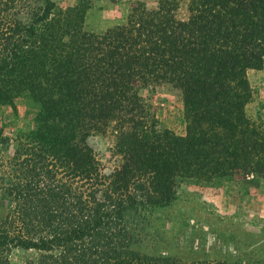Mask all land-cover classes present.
<instances>
[{"label":"trees","instance_id":"1","mask_svg":"<svg viewBox=\"0 0 264 264\" xmlns=\"http://www.w3.org/2000/svg\"><path fill=\"white\" fill-rule=\"evenodd\" d=\"M54 8L0 0V108L33 109L12 143L0 123V264L15 248L22 264H188L138 246L180 182L251 170L264 151L244 115L264 0H188L184 17L135 1L101 34ZM146 85L178 91L182 133L158 126ZM107 129L119 162L103 170L85 139Z\"/></svg>","mask_w":264,"mask_h":264},{"label":"rangeland","instance_id":"2","mask_svg":"<svg viewBox=\"0 0 264 264\" xmlns=\"http://www.w3.org/2000/svg\"><path fill=\"white\" fill-rule=\"evenodd\" d=\"M140 1L153 8L158 0H53L58 12L77 6L82 29L97 34L124 21L127 8ZM175 14L184 17L188 0H172ZM250 96L244 115L261 137L264 150V62L247 68ZM140 94L158 120V126L175 133L183 132L182 105L176 89L163 85L140 87ZM33 109L16 101V114L0 108L3 134L12 143L15 130L25 128ZM113 136L107 129L91 133L85 139L103 170L119 162L112 153ZM251 170H231L229 176L213 175L208 180H184L176 188V197L167 206L153 209L148 235L139 244L140 251L172 256L191 264L216 262L264 263V151L257 153ZM30 251L12 249L10 264H22Z\"/></svg>","mask_w":264,"mask_h":264}]
</instances>
